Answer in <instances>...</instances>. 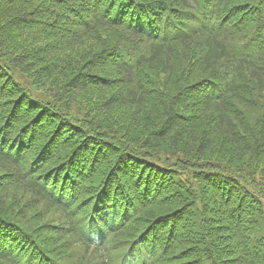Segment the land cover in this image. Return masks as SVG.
<instances>
[{"label":"trees","instance_id":"1","mask_svg":"<svg viewBox=\"0 0 264 264\" xmlns=\"http://www.w3.org/2000/svg\"><path fill=\"white\" fill-rule=\"evenodd\" d=\"M0 264H264V0H0Z\"/></svg>","mask_w":264,"mask_h":264}]
</instances>
